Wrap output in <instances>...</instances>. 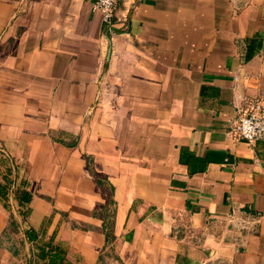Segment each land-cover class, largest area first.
Returning a JSON list of instances; mask_svg holds the SVG:
<instances>
[{
    "label": "crops",
    "instance_id": "0c3cea01",
    "mask_svg": "<svg viewBox=\"0 0 264 264\" xmlns=\"http://www.w3.org/2000/svg\"><path fill=\"white\" fill-rule=\"evenodd\" d=\"M91 3L0 0V264H264V0Z\"/></svg>",
    "mask_w": 264,
    "mask_h": 264
},
{
    "label": "built area",
    "instance_id": "2783aa9c",
    "mask_svg": "<svg viewBox=\"0 0 264 264\" xmlns=\"http://www.w3.org/2000/svg\"><path fill=\"white\" fill-rule=\"evenodd\" d=\"M117 0H92L91 6L100 15L104 26H110ZM236 116L231 120L228 133L251 143L264 141V107L258 98L243 99L236 107Z\"/></svg>",
    "mask_w": 264,
    "mask_h": 264
},
{
    "label": "trees",
    "instance_id": "16d2710c",
    "mask_svg": "<svg viewBox=\"0 0 264 264\" xmlns=\"http://www.w3.org/2000/svg\"><path fill=\"white\" fill-rule=\"evenodd\" d=\"M4 181H7L6 178ZM96 183L98 185L102 184L103 182L99 179H96ZM108 189L111 191L112 187L110 184L107 183ZM4 189V186H0V192ZM15 197L17 199V202L19 205H23L24 203L28 202L30 198V194L25 191L24 189H19L16 191ZM113 200L109 199L105 206L102 207V231L104 235V243L108 246V249L111 251L112 249V241L114 239V236L111 232V223H112V217H113ZM24 235L26 239L31 240L35 235L34 232L31 230H25ZM45 246L48 247V250H53V248L50 246V241H48L45 245L38 246V256L44 258L45 256ZM63 257L61 256L60 250H53L51 258H49L47 264H63L62 263ZM101 260V256H98V261Z\"/></svg>",
    "mask_w": 264,
    "mask_h": 264
},
{
    "label": "rangeland",
    "instance_id": "374dc122",
    "mask_svg": "<svg viewBox=\"0 0 264 264\" xmlns=\"http://www.w3.org/2000/svg\"><path fill=\"white\" fill-rule=\"evenodd\" d=\"M213 264H217V263H213ZM232 264H236V263H232Z\"/></svg>",
    "mask_w": 264,
    "mask_h": 264
}]
</instances>
